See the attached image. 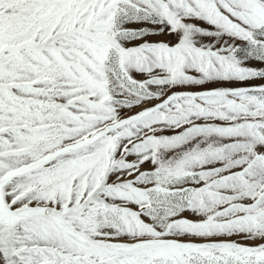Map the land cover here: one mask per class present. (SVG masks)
<instances>
[{
    "label": "snow or ice",
    "instance_id": "6c2138e0",
    "mask_svg": "<svg viewBox=\"0 0 264 264\" xmlns=\"http://www.w3.org/2000/svg\"><path fill=\"white\" fill-rule=\"evenodd\" d=\"M0 264H264V0H0Z\"/></svg>",
    "mask_w": 264,
    "mask_h": 264
}]
</instances>
